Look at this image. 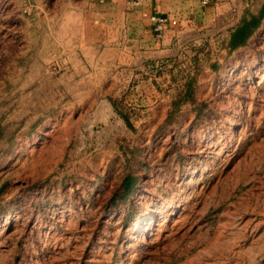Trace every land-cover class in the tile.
Wrapping results in <instances>:
<instances>
[{"label": "rangeland", "instance_id": "rangeland-1", "mask_svg": "<svg viewBox=\"0 0 264 264\" xmlns=\"http://www.w3.org/2000/svg\"><path fill=\"white\" fill-rule=\"evenodd\" d=\"M30 1L0 2V264H264V19L229 45L263 0L134 65Z\"/></svg>", "mask_w": 264, "mask_h": 264}, {"label": "crops", "instance_id": "crops-1", "mask_svg": "<svg viewBox=\"0 0 264 264\" xmlns=\"http://www.w3.org/2000/svg\"><path fill=\"white\" fill-rule=\"evenodd\" d=\"M3 0H0V2ZM18 6L30 0H11ZM38 26L71 59L101 48L104 58L134 65L173 53L177 42L230 15H240L243 0H35ZM152 15L166 19L161 33ZM264 237V235H261Z\"/></svg>", "mask_w": 264, "mask_h": 264}, {"label": "trees", "instance_id": "trees-1", "mask_svg": "<svg viewBox=\"0 0 264 264\" xmlns=\"http://www.w3.org/2000/svg\"><path fill=\"white\" fill-rule=\"evenodd\" d=\"M264 19V0L260 3L259 10L257 12H250L243 14L241 20L236 27L230 33L229 45L232 49L245 45L248 38L259 27L261 21ZM125 122L131 125L127 115L121 114ZM123 192L128 194L133 185V178L127 176L123 180Z\"/></svg>", "mask_w": 264, "mask_h": 264}, {"label": "built area", "instance_id": "built-area-1", "mask_svg": "<svg viewBox=\"0 0 264 264\" xmlns=\"http://www.w3.org/2000/svg\"><path fill=\"white\" fill-rule=\"evenodd\" d=\"M207 0H203V3H205ZM34 6L31 4H27L24 5L22 8V12L26 13V14H30L33 11ZM150 20L154 23V30L157 31L158 33H161L164 28H165V24H166V19L163 16H159V15H152L150 17ZM62 63L59 62H52L49 66H48V72L51 75H58V73L61 71L62 69Z\"/></svg>", "mask_w": 264, "mask_h": 264}]
</instances>
